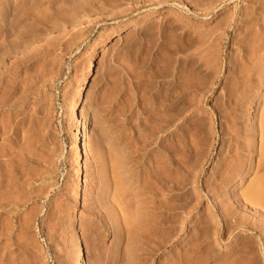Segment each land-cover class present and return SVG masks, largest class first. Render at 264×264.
<instances>
[{
	"label": "rangeland",
	"instance_id": "rangeland-1",
	"mask_svg": "<svg viewBox=\"0 0 264 264\" xmlns=\"http://www.w3.org/2000/svg\"><path fill=\"white\" fill-rule=\"evenodd\" d=\"M35 1L0 0V264H264V197L242 202L264 179V0ZM167 100L186 112L136 150ZM152 159L171 190L149 241Z\"/></svg>",
	"mask_w": 264,
	"mask_h": 264
},
{
	"label": "bare ground",
	"instance_id": "bare-ground-1",
	"mask_svg": "<svg viewBox=\"0 0 264 264\" xmlns=\"http://www.w3.org/2000/svg\"><path fill=\"white\" fill-rule=\"evenodd\" d=\"M34 1V0H33ZM37 1V0H36ZM35 1V2H36ZM39 1V0H38ZM110 1V0H109ZM192 1V0H191ZM1 2H2V0H1ZM9 3H10V1H8ZM8 2L6 3L5 2V4H2V3H0V9H2L1 11H3V12H1V13H4V14H6V15H3V14H1L2 15V17L0 18V21L2 20L4 23H5V25H3L4 27H2V28H0V33L2 32V35H5L4 37H5V39H7L8 37H9V35L11 34V33H13V32H11L10 30H12V23L14 22V19L12 20L10 17H9V15H8V13H6V11L8 12V8L9 7H7V6H9V5H11V4H8ZM23 3H25V2H23ZM8 4V5H7ZM26 4V3H25ZM98 4V3H97ZM3 5H5V6H3ZM7 5V6H6ZM21 5H23L22 3H21ZM27 5H28V3H27ZM34 5V4H33ZM104 5V4H103ZM107 5V4H106ZM109 5V4H108ZM112 5V4H111ZM12 6V5H11ZM18 6H20V5H18ZM24 6V5H23ZM95 6V5H94ZM7 7V9H5ZM15 7H16V5H15ZM14 7V8H15ZM90 7V6H89ZM19 8V7H18ZM84 8H86V7H84ZM104 8V7H103ZM24 9H26V8H24ZM90 9V8H89ZM19 10H20V8H19ZM18 10V11H19ZM10 12V11H9ZM13 12H14V10H13ZM18 13V12H17ZM23 13V12H22ZM14 14V13H13ZM30 14V13H29ZM17 15V14H16ZM13 15H11V17H12ZM24 16H25V14H24ZM17 17V16H16ZM20 17V16H19ZM55 17V16H54ZM38 21V20H37ZM11 23V24H10ZM35 24H38V23H35ZM41 24V23H40ZM18 25V24H17ZM19 27V26H18ZM18 27H15V29L16 28H18ZM11 28V29H10ZM21 30V29H20ZM14 35V34H13ZM1 36V35H0ZM10 36H12V35H10ZM22 36H24V35H22ZM21 37V36H20ZM3 38V37H2ZM12 38V37H11ZM19 38V37H18ZM4 39V38H3ZM5 39H4V41H5ZM9 40H11V39H9ZM3 41V40H2ZM4 41H3V43H4ZM1 42V41H0ZM10 42V41H9ZM20 42V41H19ZM3 43H2V45H3ZM12 43H13V41H12ZM1 44V43H0ZM9 44H11V43H9ZM18 44H21V43H18ZM18 44H16V45H18ZM25 44V43H24ZM6 46V47H5ZM4 47L6 48H4V49H1V51L2 52H8V49L10 48H7V44L5 45ZM10 46V45H9ZM20 46V45H19ZM21 46H23V45H21ZM1 47V46H0ZM12 47V46H11ZM13 48V47H12ZM0 51V52H1ZM10 53V51L8 52V54ZM3 54V53H2ZM8 54H7V56H8ZM1 56V55H0ZM4 60V59H3ZM189 61V60H188ZM192 61H194V60H192ZM4 63V62H3ZM189 64V62L187 63V65ZM191 64H194V62L192 63L191 62ZM197 65V64H196ZM198 65H200V63L198 64ZM197 65V66H198ZM191 66V65H190ZM202 66V65H201ZM188 67V66H187ZM186 68V67H185ZM180 73V72H179ZM184 75V74H183ZM175 76V75H174ZM183 77V76H182ZM180 78V77H179ZM173 79H174V77H173ZM195 79V78H194ZM177 81H176V83H175V85L178 87L179 85H181L183 82H181L179 79H176ZM184 80V79H183ZM185 81V80H184ZM201 81V80H200ZM200 81H199V84L201 85V83H200ZM191 82V81H190ZM198 83V82H197ZM199 84H198V86H194V87H192V89L193 90H195L196 89V91H198L199 90V88L201 89V87H199ZM203 84H205V83H203ZM202 84V85H203ZM187 83L185 84V85H183V86H185L187 89L188 88H190L191 86H193L192 84H188L187 86ZM197 85V84H196ZM201 85V86H202ZM169 86V85H168ZM176 86L174 87V85H173V87H174V89L176 88ZM204 86V85H203ZM202 86V87H203ZM239 86V85H238ZM237 86V87H238ZM180 87V86H179ZM185 87H180L182 90L184 89L185 90ZM199 87V88H198ZM171 88H172V86H171ZM179 88V89H180ZM163 89V88H162ZM191 89V90H192ZM160 90V89H159ZM181 90V91H182ZM184 90L182 91V93H183V95L185 94L184 93ZM201 91V90H200ZM233 91V90H232ZM236 91V90H235ZM169 93H166V95L168 94H171V90L170 91H168ZM199 92V91H198ZM153 93H155V92H153ZM180 93V92H179ZM182 93L180 94V95H182ZM172 94H173V90H172ZM4 95V94H3ZM151 95H153L154 96V94H151ZM151 95H149V96H151ZM157 94H155V96H154V101H156L157 100V96H156ZM185 96V95H184ZM2 97V96H1ZM164 97H165V95H164ZM167 97V96H166ZM174 97V96H173ZM172 97V98H173ZM182 97V96H181ZM4 98V97H3ZM149 98V97H148ZM156 98V99H155ZM179 98H180V96H179ZM178 98V99H179ZM185 97H183V99H184ZM6 99V98H5ZM169 99H171V98H169ZM168 99V100H169ZM174 99V98H173ZM173 99H171V100H173ZM151 101H153V99H150ZM159 100H160V98H159ZM167 100V101H168ZM180 100H181V98H180ZM185 100V99H184ZM183 100V101H184ZM174 101V100H173ZM169 102L170 103V106H169V103H167L168 105H167V109L165 108L164 110H167V112L169 111V108L171 107V105L173 106L174 105V103L175 102ZM182 101V100H181ZM3 102V101H2ZM164 102V101H163ZM160 104H161V102H160ZM165 104V103H164ZM149 105V104H148ZM152 105V104H151ZM177 105H178V102H177ZM164 106H166V104L164 105ZM152 107V106H151ZM157 107V106H156ZM187 107H188V105H187V102H183L182 104H181V102H180V105H178V108H176L177 109V111H176V114L173 112V113H171V111L170 112H168L169 114L165 117L163 114V111H162V114H161V117L163 118V119H161V117H160V119L161 120H159L158 118H156V117H154V113H155V116H156V114L158 115H160V111H158L157 109H159L158 107H157V109L156 108H154L155 110H153L152 108H150V111H152L153 113L152 114H150L151 116L150 117H147V119L148 120H150L151 121V124L150 125H146V126H150L149 128H147V127H145V128H147V132L145 131V138L144 137H142V135H141V133H140V135H141V137H139L138 139L140 140V139H144L143 141L141 140V142L142 143H140V141H139V143H138V141L136 140V142L138 143L137 144V146L138 147H136V150L138 149H142V147L144 148H147L148 146H147V144H149V142H151L152 140L154 141V138L153 137H155L156 138V136L158 137L159 136V132L160 131H163L164 129H166V127L167 126H170L169 124L170 123H172L173 121H174V118H177V116L180 118L185 112H186V109H187ZM163 108V107H162ZM161 109V108H160ZM171 109V108H170ZM158 112H157V111ZM147 111V110H146ZM156 111V112H155ZM143 112V111H142ZM165 112V111H164ZM166 112V113H167ZM165 113V114H166ZM153 115V116H152ZM264 119V118H263ZM263 119H262V121H263ZM149 122V121H148ZM137 126V125H136ZM139 128V127H138ZM168 128V127H167ZM144 130H146V129H144ZM139 136V135H138ZM144 136V135H143ZM163 136V138L165 137V138H167V136H164V135H162ZM137 138V137H136ZM263 140V139H262ZM264 141V140H263ZM165 142V141H164ZM167 143V142H166ZM263 144H262V148H260V149H262L261 151V156H263L264 157V155H262V154H264L263 152H264V142H262ZM166 145H168V144H165V146ZM134 146V145H133ZM136 146V145H135ZM147 146V147H146ZM164 146V147H165ZM127 147H129V146H127ZM167 148H169L168 146H166ZM149 148V147H148ZM165 149L166 151H167V153H169L168 152V149ZM77 149H78V151L79 152H81L80 150H81V148H80V146H77ZM131 149V148H130ZM150 150L151 149H153V148H149ZM134 150V149H133ZM146 151V150H145ZM152 151V150H151ZM78 154H80V153H78ZM167 155V154H166ZM170 155V154H169ZM168 155V157L170 158V156ZM168 157H166L165 159L167 160V158ZM168 158V159H169ZM157 159V158H156ZM156 159H152V160H156ZM263 159V158H262ZM161 160V159H160ZM164 160V159H163ZM235 161H237L238 163H239V159H237V160H235ZM234 161V162H235ZM162 162V161H161ZM168 162H170V161H168ZM236 162V164H238ZM241 162V161H240ZM154 163H157V164H154ZM154 165L152 166V164L150 165V168L151 167H153V169H151L152 171H150V173H149V175H150V177H148V176H146V177H148V178H144L145 180H143L144 181V183H143V185H142V187H143V190L145 191V193H146V189L147 190H149V191H147V193H149V195H150V197H152V198H148V194L146 195V197H147V199H149V200H151L150 202H149V200L147 201L146 200V202H148V203H150V204H148V205H150V208L148 207L147 209H149V210H145V212H147V213H145V215L146 214H148V216H146L147 217V219L145 218V217H143V218H145L144 220L145 221H141L140 220V217L138 216V220L136 219H134L135 221L134 222H136V224L134 223V225L133 226H135L136 228H137V231H138V233H139V236H141L142 238H143V240H144V237L146 238L147 237V239L149 240V238H151V237H153V235L155 234V232H157L156 230H157V225H156V223H157V218H156V213L158 212V210H157V208L159 207V205H157L155 202H156V199L158 198V197H156L157 195H160V191H161V193L162 194H165V190L167 189V187H165V186H169L170 185V183L168 182V180L169 181H171L170 180V178L168 177V173H165L164 171H162V173L160 172L161 170L159 169V163H158V160H156V161H154ZM235 164V166H238V165H236ZM233 165V164H232ZM232 165H231V169L233 168V167H235V166H233L232 167ZM165 166V165H164ZM166 166H168V165H166ZM165 166V167H166ZM149 168V169H150ZM167 168V167H166ZM159 169V170H158ZM230 169V170H231ZM240 169V168H239ZM168 170H170V172H171V169L168 167ZM233 171H236V172H238L239 170H238V168H236L235 167V170H233ZM151 172L152 173H154V174H151ZM168 172V171H167ZM229 172V171H228ZM228 172H227V174H228ZM164 173V174H163ZM230 173H231V171H230ZM233 173V172H232ZM151 175H156V176H151ZM231 176H233L232 174L230 175V177ZM168 177V178H167ZM171 177V176H170ZM263 178V177H262ZM0 181H2V180H0ZM168 183H169V185H168ZM8 184V183H7ZM253 185H254V187H252V189H248L249 191L248 192H245V195H244V199H243V203H244V201L246 200V203H248L249 201L251 202V204H252V206L254 205L255 206V208H253L252 209V206H251V211H255L256 213L258 212L257 211V209L258 208H256V207H258V205H262V203H260L261 201H263V197H264V179H259V182L257 183V181H256V183H253ZM252 185V186H253ZM2 186V185H1ZM4 186V185H3ZM142 187L140 188V189H142ZM170 187V186H169ZM169 187H168V189H169ZM2 188V187H1ZM0 188V189H1ZM6 187H4V189H5ZM5 190H7V189H5ZM4 190V191H5ZM170 190H171V187H170ZM169 190V191H170ZM79 189H77V193H79ZM164 191V192H163ZM8 192V191H7ZM10 192V191H9ZM2 193V192H1ZM6 193V192H5ZM12 193V192H11ZM10 193V194H11ZM141 193V192H140ZM159 193V194H158ZM4 194V193H3ZM167 194H168V192H167ZM170 194V193H169ZM7 195V194H6ZM142 195V194H141ZM166 195V194H165ZM9 197V196H8ZM11 197H13V196H11ZM172 197V196H171ZM1 198V197H0ZM156 198V199H155ZM169 198H170V196H168L167 195V197H165L164 199H165V201H164V203H162V204H164L163 205V207L165 208V210H164V214H165V216L163 217V220H164V222H163V226L166 228V229H169L168 227H169V225H170V220L172 219V218H170V216H172L171 214H172V211H171V209L173 208H171L170 206L172 205H170L169 206ZM2 199H4V196H3V198ZM1 199V200H2ZM5 199H6V197H5ZM14 199V198H13ZM171 199V198H170ZM239 199V198H238ZM237 199V200H238ZM241 199V200H242ZM262 199V200H261ZM0 200V201H1ZM6 200H8V201H10L9 199H6ZM240 200V199H239ZM238 200V201H239ZM13 201V200H12ZM248 201V202H247ZM6 203H7V201H5ZM165 202H166V204H165ZM174 202V201H173ZM241 202V201H240ZM245 203V204H246ZM144 204V203H143ZM159 204V203H158ZM168 204V205H167ZM258 204V205H257ZM174 205V204H173ZM264 205V204H263ZM262 205V206H263ZM145 206V205H144ZM243 206H245V205H243ZM143 208V207H142ZM160 208V207H159ZM261 208H264V207H261ZM259 209H260V207H259ZM144 210V209H143ZM249 211V210H248ZM250 211V213L252 214V215H254L253 213H255L254 211H253V213ZM261 211V210H260ZM148 212H150V213H148ZM250 213H249V215H250ZM255 213V214H256ZM259 213V212H258ZM262 214H263V212H261ZM260 213V214H261ZM143 215V214H142ZM155 215V216H154ZM141 216V215H140ZM154 216V217H153ZM158 216V215H157ZM255 216V215H254ZM260 216V215H259ZM264 216V215H263ZM263 218V217H262ZM159 219V218H158ZM246 219V218H245ZM1 221V220H0ZM132 221H133V217H132ZM228 221H229V219H228ZM263 221V220H262ZM138 222V223H137ZM234 222V221H233ZM260 222V221H259ZM263 223V222H262ZM7 224V223H6ZM258 224H260L261 225V222L260 223H257V225ZM230 225V224H229ZM130 226V225H129ZM129 226H128V228H129ZM232 226V225H231ZM259 226V225H258ZM262 226V225H261ZM1 227V226H0ZM134 227V228H135ZM257 227V226H256ZM127 228V229H128ZM263 228V227H262ZM261 228V229H262ZM2 229V228H1ZM139 229V230H138ZM156 229V230H155ZM259 229V228H258ZM171 229H169L168 231H170ZM260 230V229H259ZM5 230H3V232H4ZM167 230H165L163 233L165 234V232H166V234H165V238H164V235H163V238L165 239H163V243L165 242L166 243V241H169V240H167V239H169L170 237H171V235L169 234V232H168ZM1 232V231H0ZM7 232V231H6ZM127 232H129V231H127ZM260 232V231H259ZM130 233V232H129ZM134 233H135V231H134ZM137 233V234H138ZM132 234V233H131ZM129 235V234H128ZM135 235V234H134ZM157 235V234H156ZM167 236V237H166ZM170 236V237H169ZM128 237V236H127ZM132 237H133V235H132ZM135 237H137L136 235H135ZM140 237V239H142ZM158 237V236H157ZM157 237H154V238H157ZM162 237V236H161ZM160 237V238H161ZM169 237V238H168ZM135 239V238H134ZM137 239H139V238H137ZM158 239V238H157ZM162 239H161V241H162ZM132 240H133V238H132ZM148 240H146V241H148ZM150 240H152V238L150 239ZM149 240V241H150ZM134 241V240H133ZM136 241V240H135ZM160 241V242H161ZM143 242V241H142ZM152 242V241H151ZM136 243V242H135ZM145 243V242H144ZM133 244V243H132ZM142 244V243H141ZM147 244V243H146ZM151 244V243H150ZM158 244H159V242H158ZM161 244V243H160ZM137 245V244H136ZM148 245V244H147ZM155 245V244H154ZM164 245V244H163ZM143 246V245H142ZM157 246V245H156ZM135 246L133 245V248H134ZM161 247V246H160ZM152 249V248H151ZM155 249H156V247H155ZM138 250V249H137ZM153 250H154V248H153ZM247 250V249H246ZM245 250V251H246ZM139 251V250H138ZM137 253V252H136ZM136 253H135V255H136ZM245 253V252H244ZM139 255V254H138ZM142 255H144V254H142ZM245 255V254H244ZM239 258V257H238ZM244 258V257H243ZM241 260V259H240ZM250 260V259H249ZM238 261V260H237ZM246 261V260H245ZM233 262V261H232ZM241 263V262H240ZM248 263V262H247ZM242 264H244V263H242Z\"/></svg>",
	"mask_w": 264,
	"mask_h": 264
}]
</instances>
